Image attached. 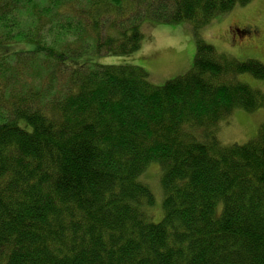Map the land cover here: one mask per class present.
<instances>
[{"label": "trees", "instance_id": "16d2710c", "mask_svg": "<svg viewBox=\"0 0 264 264\" xmlns=\"http://www.w3.org/2000/svg\"><path fill=\"white\" fill-rule=\"evenodd\" d=\"M250 2L0 0L4 74L22 75L27 54L48 81L14 94L0 76V264H264V119L246 144L218 134L234 112L264 109L239 80H264V65L202 41L164 86L91 63L141 49L145 20L199 30Z\"/></svg>", "mask_w": 264, "mask_h": 264}, {"label": "rangeland", "instance_id": "374dc122", "mask_svg": "<svg viewBox=\"0 0 264 264\" xmlns=\"http://www.w3.org/2000/svg\"><path fill=\"white\" fill-rule=\"evenodd\" d=\"M165 21L145 20L141 27L143 35L141 49L130 56L101 54V56L93 57L91 63L136 66L143 69L150 84L164 86L168 82L186 75L192 69L198 41H202L216 49L218 54L229 59L237 62L255 60L264 65V0H251L246 6H237L199 30H196L194 25L189 22L167 24ZM242 26L256 27L260 32L259 36L253 39L250 35L244 34L239 29ZM48 40L52 41V38ZM18 45L32 49L26 43ZM60 46L58 45V47ZM28 60L27 54L21 55V65L26 66L27 69L19 76H16L18 70L13 73L14 75H5L4 73L11 74L9 62H0V76L4 80V85L8 86L9 91L14 94L19 92L26 94L35 88L39 89L43 87L46 80L44 77V82L39 81L38 76L41 73H38L39 69L36 63L34 66L30 65ZM239 80L264 94V80L256 79L251 75H240ZM47 85L48 81L45 82V87ZM4 115L7 114L2 108L0 109V119L5 117ZM263 119L264 109L253 113L238 110L231 118L221 122L218 130L219 139L225 145L246 144L256 137ZM20 124L24 127V121H21ZM146 177L156 197V206L150 209L149 214L154 217V222L158 223L163 217V196L158 167L151 166Z\"/></svg>", "mask_w": 264, "mask_h": 264}, {"label": "flooded vegetation", "instance_id": "af4514ba", "mask_svg": "<svg viewBox=\"0 0 264 264\" xmlns=\"http://www.w3.org/2000/svg\"><path fill=\"white\" fill-rule=\"evenodd\" d=\"M240 30H242L244 32V34H248L250 35L251 38H255L257 36H259V30L256 27H250V26H242L241 28H239Z\"/></svg>", "mask_w": 264, "mask_h": 264}]
</instances>
